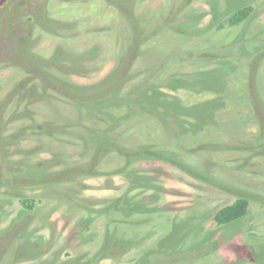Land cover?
<instances>
[{
  "label": "rangeland",
  "instance_id": "374dc122",
  "mask_svg": "<svg viewBox=\"0 0 264 264\" xmlns=\"http://www.w3.org/2000/svg\"><path fill=\"white\" fill-rule=\"evenodd\" d=\"M245 6L252 9L249 18L230 27L227 19ZM32 7L28 13L39 15H23L25 18H40L45 12L49 18L77 23L75 31L62 32L58 43L55 36L46 35L37 44L38 51L60 44L66 58L83 56L89 46H99L100 54L107 49L116 55L130 46L138 25L144 37L137 45L146 53L140 57L142 70H137L141 65L135 66L134 74H143L145 68L143 78L152 77L148 84L162 87L168 99L192 105L213 97L197 83L176 90L164 85L171 78L193 82L196 73L225 60L233 66L228 91L235 92L245 83L253 103L219 110L215 122L188 118L194 124H185L184 129L164 115L162 121L148 117L131 120L130 126L142 124V128L136 132L133 126L127 134L129 138L123 142L129 148L149 146L186 162L197 176L164 162L141 161L131 164L136 169L134 181L127 183L114 173L95 174L81 180L85 185L81 190L70 184L58 189L83 201L84 209L50 199L44 187L27 185V181L19 180L18 185L5 182L8 160L13 165L20 159L37 164L57 154L75 161L82 153L77 144H60L24 129L49 122V109L43 103L6 109L0 117V264H264V0H38ZM92 27L110 32H84ZM179 28L185 32L180 33ZM78 30L80 36L69 41ZM37 32L42 35L41 29ZM6 34L1 35L0 61L21 52L14 51L16 42ZM116 64L115 58L108 57L101 70L87 76L74 74L70 79L89 86L107 77ZM0 67L1 102L22 74L12 63L4 61ZM140 79L141 75L136 77ZM50 100L54 115L76 121V112L59 96L51 94ZM14 111L16 115L11 116ZM23 112L32 118H16ZM20 130L25 133L16 138L15 146L7 148V159L2 137L11 138ZM121 162L112 156L96 170L114 171ZM77 164L82 166L83 159ZM116 198L131 201L127 206L131 210L139 205V213H114L111 204ZM237 198L248 200L246 215L228 225L216 224L215 212ZM22 199L30 200L32 207L24 206ZM114 239L130 241L129 251L99 255ZM152 249L162 254L155 251L153 256H145Z\"/></svg>",
  "mask_w": 264,
  "mask_h": 264
},
{
  "label": "trees",
  "instance_id": "16d2710c",
  "mask_svg": "<svg viewBox=\"0 0 264 264\" xmlns=\"http://www.w3.org/2000/svg\"><path fill=\"white\" fill-rule=\"evenodd\" d=\"M251 11L252 9L249 6L237 9L227 19V24L230 27L239 26L249 18ZM50 17L45 15H41L40 18L36 16L23 17L0 29V40L1 35L8 32V35L6 34L7 38L9 37V40L12 39L16 42L14 51H21L20 54H12L6 60L0 61V65L4 61L12 63L21 70L22 74L15 88L0 102V117L3 116L6 109L15 110L22 105L28 107L31 104L43 103L45 110L49 109V122L47 121L45 126L36 123L30 124L29 127L24 129L35 132L38 135L48 136L60 144H77L81 147L82 153L75 161H67L68 159L65 155L60 158L57 154L50 157L49 160L37 164H26L24 160L20 159L13 165L8 160L5 168L9 177L5 179V182L18 185L19 180L27 181V185L44 187L49 191L50 199L64 201L76 208L84 209L85 203L83 201L73 199V197L58 189L70 184L81 190L85 186L81 180L92 177L95 174L113 175L114 173V175L123 177L127 183L130 180L134 181L132 177L135 176L136 169H133L134 167H131V164L141 161L164 162L195 178L198 172L193 170L191 172L187 163L182 160L172 158L146 145H139L136 149L129 148L125 144L126 142H123L126 138H129L127 134L133 128L136 132L142 128V124L140 126H130V121L137 117L142 118V120L144 117H148L162 121L161 116L164 115L173 118L178 127L184 129L185 124H194L188 118L192 122L201 121L203 117L215 122L219 110L241 106L245 103H253L251 102L250 93L246 90L245 83L240 87L237 84L239 89L235 90V92L231 93L228 91L227 78L230 76L232 81L233 66L225 60L216 63L214 68L196 73L193 77V82L175 78H171L166 82L164 87L167 90L189 88L197 83L200 87L202 86V89L204 88L205 91L214 95L209 99L192 105H184L177 98L168 99L167 93L161 90L162 87H154L148 84L152 77H149L148 80L147 76L143 78L146 72L145 68L143 69L144 73L141 72L143 74H139L142 79L136 80V77L139 76L136 75L137 70L140 72L143 68L140 63L142 61L140 57L146 53V51L142 52L137 45L139 39L144 37L142 31L137 28L138 25L132 31L130 46L116 55H112L105 47V52L100 54L97 48L99 46H89L84 49L83 56L74 55L66 58L60 44H57L58 46L52 50L38 51L36 50L37 44L46 35L55 36V42L58 43L59 36L64 30H76V22L56 20L52 18V15ZM132 18L135 19V17ZM38 28L42 30L41 36L38 35ZM178 30L180 33L184 31L180 28ZM84 32L97 35L101 33L108 34L110 30L92 27ZM80 34V30H78L77 33L70 35L68 40L71 41L73 38L80 36ZM69 43L71 44V42ZM71 46L77 48L73 44ZM108 57L115 58L117 64L113 71L100 82L87 86L76 84L70 79V76L74 74L87 76L90 73L101 70L102 64ZM66 61L68 62L66 63ZM140 65L141 69H134L135 66ZM130 73L133 75L132 78L129 76ZM51 94L59 96L61 101L72 107L76 112L74 117L77 118L76 121L64 120L62 115L53 114V110H51L53 108V103L50 100ZM258 101L261 106L259 98ZM13 115H16L15 111L11 114V116ZM16 118L31 119L32 117L27 112H23L22 114H17ZM82 122L88 123L89 126L85 128ZM24 133L25 130H20L11 138L4 139L2 137L3 153L6 158L8 157L6 154L7 148L15 146V141L18 138L21 139V135ZM83 152L86 153L85 155L89 154L91 159L87 160L82 155ZM112 156L117 158V162L122 161L121 166L117 170H96L98 164L105 162ZM81 159H83V165L78 166L77 163ZM19 165H22V167H19ZM55 165L63 166L60 169H52ZM33 170L35 171L34 174L31 172ZM21 203L28 208L32 207L31 201L28 199H22ZM130 203L131 201L128 202L126 199H123L122 202L121 198H116L112 201L111 209L114 213H121L122 216L130 215L133 212L139 213V205L134 204L131 210V208L127 207ZM248 204L247 199L237 198L232 203L219 208L213 215V221L222 226L231 224L246 215ZM110 243V245L107 243L108 247L105 246L99 255L103 251H106L104 255L123 250L127 252L130 244H132L130 241L122 239H114ZM160 244L164 245L162 242ZM106 247L108 248L107 250H105ZM155 251L153 249L149 250L145 256L151 257ZM161 254L162 252L159 253V255ZM104 255H101L100 258H104Z\"/></svg>",
  "mask_w": 264,
  "mask_h": 264
},
{
  "label": "flooded vegetation",
  "instance_id": "af4514ba",
  "mask_svg": "<svg viewBox=\"0 0 264 264\" xmlns=\"http://www.w3.org/2000/svg\"><path fill=\"white\" fill-rule=\"evenodd\" d=\"M37 1L38 0H0V29L11 22L22 19L24 17L23 15H37L35 12L28 13V9L32 6L35 7ZM44 15L48 14L45 13Z\"/></svg>",
  "mask_w": 264,
  "mask_h": 264
}]
</instances>
